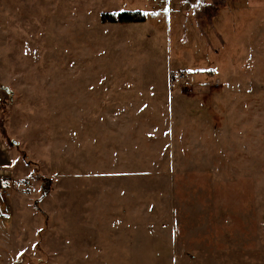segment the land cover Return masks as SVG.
Wrapping results in <instances>:
<instances>
[{"label": "rangeland", "instance_id": "obj_1", "mask_svg": "<svg viewBox=\"0 0 264 264\" xmlns=\"http://www.w3.org/2000/svg\"><path fill=\"white\" fill-rule=\"evenodd\" d=\"M0 112L2 264H264V0H0Z\"/></svg>", "mask_w": 264, "mask_h": 264}, {"label": "trees", "instance_id": "obj_2", "mask_svg": "<svg viewBox=\"0 0 264 264\" xmlns=\"http://www.w3.org/2000/svg\"><path fill=\"white\" fill-rule=\"evenodd\" d=\"M100 18L102 23L109 24L140 23L144 21V15L140 12L104 13Z\"/></svg>", "mask_w": 264, "mask_h": 264}, {"label": "crops", "instance_id": "obj_3", "mask_svg": "<svg viewBox=\"0 0 264 264\" xmlns=\"http://www.w3.org/2000/svg\"><path fill=\"white\" fill-rule=\"evenodd\" d=\"M0 118H1V112H0ZM11 167H12V161L11 157L9 155V151L5 147L4 143L0 141V182L3 180H6L10 177L11 175ZM4 190L1 185H0V208L3 205V198H2V192ZM3 261H0V264H2Z\"/></svg>", "mask_w": 264, "mask_h": 264}, {"label": "built area", "instance_id": "obj_4", "mask_svg": "<svg viewBox=\"0 0 264 264\" xmlns=\"http://www.w3.org/2000/svg\"><path fill=\"white\" fill-rule=\"evenodd\" d=\"M186 85H187V83H186Z\"/></svg>", "mask_w": 264, "mask_h": 264}]
</instances>
